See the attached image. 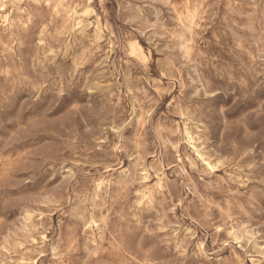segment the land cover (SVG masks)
<instances>
[{"label":"rangeland","instance_id":"1","mask_svg":"<svg viewBox=\"0 0 264 264\" xmlns=\"http://www.w3.org/2000/svg\"><path fill=\"white\" fill-rule=\"evenodd\" d=\"M0 264H264V0H0Z\"/></svg>","mask_w":264,"mask_h":264}]
</instances>
